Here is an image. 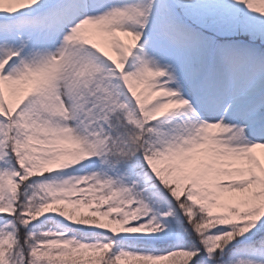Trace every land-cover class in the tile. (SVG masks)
<instances>
[{"label":"snow or ice","instance_id":"1","mask_svg":"<svg viewBox=\"0 0 264 264\" xmlns=\"http://www.w3.org/2000/svg\"><path fill=\"white\" fill-rule=\"evenodd\" d=\"M0 264H264V0H0Z\"/></svg>","mask_w":264,"mask_h":264}]
</instances>
